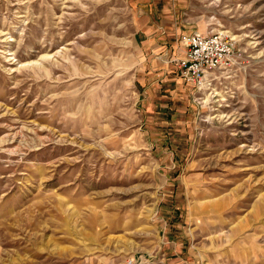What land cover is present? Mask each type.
Listing matches in <instances>:
<instances>
[{"label": "rangeland", "instance_id": "374dc122", "mask_svg": "<svg viewBox=\"0 0 264 264\" xmlns=\"http://www.w3.org/2000/svg\"><path fill=\"white\" fill-rule=\"evenodd\" d=\"M156 4L0 0V264H264V0ZM159 18L238 64L197 90Z\"/></svg>", "mask_w": 264, "mask_h": 264}, {"label": "built area", "instance_id": "2783aa9c", "mask_svg": "<svg viewBox=\"0 0 264 264\" xmlns=\"http://www.w3.org/2000/svg\"><path fill=\"white\" fill-rule=\"evenodd\" d=\"M185 47L183 57L177 60L182 77L197 90L210 87L223 72L232 71L242 55L237 41L223 31H195L182 37ZM145 255H134L114 264H150Z\"/></svg>", "mask_w": 264, "mask_h": 264}, {"label": "crops", "instance_id": "0c3cea01", "mask_svg": "<svg viewBox=\"0 0 264 264\" xmlns=\"http://www.w3.org/2000/svg\"><path fill=\"white\" fill-rule=\"evenodd\" d=\"M146 2H148V6L153 9V5L151 4H155V7L157 8L158 5L156 2H159V0H139V3L141 4ZM142 11L145 10L142 9ZM190 33L193 32H189L188 30L182 28L176 29V27H172V24H170L169 21L159 18L155 22H152V24H141L139 30L137 31L136 40L143 43L146 48H150L153 54L160 55V62H163L165 66H174L178 76L185 83L190 84L184 77L181 76L178 66H175V61L179 59L176 56V53H179L182 50L184 54L185 47L182 42V37L183 35ZM169 43H176V47L180 46L179 51L176 49H173L172 51L169 47ZM175 264H188V262L178 261Z\"/></svg>", "mask_w": 264, "mask_h": 264}]
</instances>
